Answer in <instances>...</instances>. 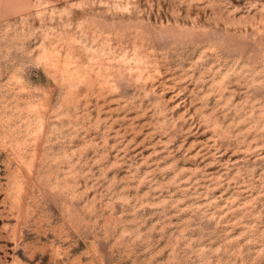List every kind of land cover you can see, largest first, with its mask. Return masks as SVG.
Returning <instances> with one entry per match:
<instances>
[{"label": "rangeland", "instance_id": "1", "mask_svg": "<svg viewBox=\"0 0 264 264\" xmlns=\"http://www.w3.org/2000/svg\"><path fill=\"white\" fill-rule=\"evenodd\" d=\"M0 264H264V0H1Z\"/></svg>", "mask_w": 264, "mask_h": 264}, {"label": "crops", "instance_id": "2", "mask_svg": "<svg viewBox=\"0 0 264 264\" xmlns=\"http://www.w3.org/2000/svg\"><path fill=\"white\" fill-rule=\"evenodd\" d=\"M1 1V0H0Z\"/></svg>", "mask_w": 264, "mask_h": 264}]
</instances>
